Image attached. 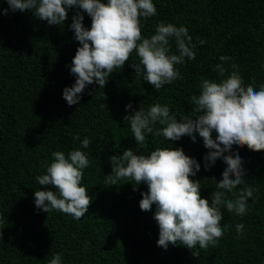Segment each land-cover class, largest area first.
I'll list each match as a JSON object with an SVG mask.
<instances>
[{"label":"trees","instance_id":"obj_1","mask_svg":"<svg viewBox=\"0 0 264 264\" xmlns=\"http://www.w3.org/2000/svg\"><path fill=\"white\" fill-rule=\"evenodd\" d=\"M152 2L157 14L141 18L144 38L154 35L156 25L163 22L185 26L193 43L197 38L205 41L197 45L195 60L176 65L183 79L156 91L130 67L139 63L134 51L103 88L89 85L80 103L68 106L63 89L75 83L70 69L81 46L70 28L77 9L69 10L64 24L50 26L32 12H11L6 0H0V9H8L7 15L0 14V264H49L56 254L61 255V264H264V152L233 147L243 160L253 197L243 216L221 208V226L230 227L215 246L192 249L198 257L180 242L169 244L167 250L157 246L155 205L148 212L139 207L147 185L135 186L129 180L115 186L105 183L111 174L110 156L126 149L147 156L157 148H182L201 165L190 179L200 181L201 197L210 202L226 165L218 159L204 170L209 150L198 133L195 143L188 136L173 142L146 134L145 143L138 145L124 117L159 103L169 106L177 119L194 118L191 97L201 93V78L219 83L231 73L232 63L239 66L245 86L256 90L264 86V0ZM81 14L90 29L91 18ZM170 43L176 54L174 39ZM221 56L232 60L222 62ZM222 63L225 76L214 71ZM129 103L132 108L126 111ZM102 104L107 107L101 108ZM216 135L213 132V139ZM85 138L91 141L87 149L81 147ZM73 150L84 152L90 161L81 186L92 203L79 220L57 210L44 213L34 202L35 191L52 190L36 181L53 162L52 153L61 151L67 157ZM237 223L245 226L242 234L236 231Z\"/></svg>","mask_w":264,"mask_h":264},{"label":"clouds","instance_id":"obj_2","mask_svg":"<svg viewBox=\"0 0 264 264\" xmlns=\"http://www.w3.org/2000/svg\"><path fill=\"white\" fill-rule=\"evenodd\" d=\"M6 3L11 12H32L36 19L50 26L64 24L69 10L77 9L70 28L81 46L76 50L70 69L76 77L75 83L63 89V99L68 106L79 104L89 85L96 83L103 88L114 69L123 68L134 51L139 63H131L130 67L136 76L143 75L144 81L159 91L183 79L176 65H183L186 59L195 60L197 45L205 44L200 38L193 43L185 26L163 22L156 25L154 35L144 38L141 18L157 14L152 0H107V3L101 0H6ZM81 12L91 18L90 29L84 26ZM0 14L7 15L8 9H0ZM173 39L176 54L171 50ZM220 60L228 62L232 58L221 56ZM231 69L219 83L201 78V93L191 97L195 105L193 111L197 113L194 118L177 119L169 106L159 103L147 111L140 108L124 117L138 145L145 143L146 134L173 142L188 136L195 143L198 133L209 150L204 156V170H210L218 159L226 165L222 179L216 182L217 190L211 192L210 202L201 197L200 181L190 179L201 170V165L182 148H157L147 156L126 149L121 155L108 158L111 174L105 176L107 185L115 186L121 180L135 181V186L147 185L148 191L141 193L139 207L148 212L155 205L153 219L159 228L157 246L164 250L169 244L175 246L180 242L191 250L193 257H198L199 252L192 249L197 245L201 249L215 246L225 228L230 227L221 226V208L243 216L248 209L247 201L253 197V187L246 183L243 160L232 149L246 146L250 151L264 152V86L260 90L245 86L239 66L232 63ZM214 71L225 76L224 64L215 65ZM105 107L107 105H101ZM131 108L129 103L125 110ZM157 124L163 127H155ZM213 132L217 134L215 139ZM74 139L78 140L79 136ZM90 143V139L85 138L81 147L87 149ZM52 157L46 174L36 177L40 186H50L52 190L35 191V206L44 213L57 210L79 220L88 213L92 203L88 191L81 186L83 170L90 166L89 158L80 150L70 151L67 157L64 152L56 151ZM241 185L244 187L238 189ZM228 194L234 198H229ZM235 227L237 233L242 234L245 226L237 223ZM61 259V255L56 254L49 264H61Z\"/></svg>","mask_w":264,"mask_h":264}]
</instances>
